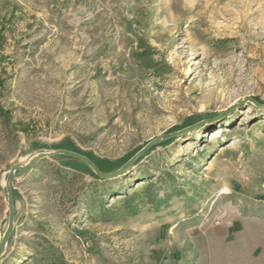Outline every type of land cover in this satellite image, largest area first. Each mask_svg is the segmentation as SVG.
I'll list each match as a JSON object with an SVG mask.
<instances>
[{
  "label": "rangeland",
  "instance_id": "374dc122",
  "mask_svg": "<svg viewBox=\"0 0 264 264\" xmlns=\"http://www.w3.org/2000/svg\"><path fill=\"white\" fill-rule=\"evenodd\" d=\"M250 99L264 0H0V242L15 163L67 149L114 171L161 139L112 177L64 153L15 169L0 264H197L200 235L262 223Z\"/></svg>",
  "mask_w": 264,
  "mask_h": 264
},
{
  "label": "crops",
  "instance_id": "0c3cea01",
  "mask_svg": "<svg viewBox=\"0 0 264 264\" xmlns=\"http://www.w3.org/2000/svg\"><path fill=\"white\" fill-rule=\"evenodd\" d=\"M244 218L233 223L227 234L216 230L194 241L197 264H264V221Z\"/></svg>",
  "mask_w": 264,
  "mask_h": 264
},
{
  "label": "water",
  "instance_id": "95a60500",
  "mask_svg": "<svg viewBox=\"0 0 264 264\" xmlns=\"http://www.w3.org/2000/svg\"><path fill=\"white\" fill-rule=\"evenodd\" d=\"M253 103H256L260 106H264V104H260L256 101H254L253 99H250ZM198 123H195L194 125L192 126H189L188 128L186 129H182L180 130V132H177V133H171V134H168L166 135V137H170L172 135H175V134H180V133H183L185 132L186 130L188 129H192L194 128ZM159 140L161 139H154V140H151L146 146H144L143 148H141L140 150L137 151L136 155H134L132 158H130L129 160H127L125 163H123L121 165V167H119V169L117 170H114V171H111V172H106V173H103L101 172L95 165L94 163L89 160L86 156H84L83 154H80L78 152H72L70 150H67V149H60V150H56V151H53V152H45V153H38L36 154V156H34L33 158L30 159L29 162H27L26 164L24 165H21L19 163H15L14 165H12L9 169L10 173H9V176H8V179H7V182H6V186H7V201H8V208H9V212H8V224H7V227L4 231V234H3V237L1 239V242H0V254L2 252V249H3V245L9 235V233L11 232V228H12V221H13V216H12V212H13V201H12V196H13V193H12V183L14 182L15 180V169H26V168H29L30 165H32L34 162H36L38 159L42 158V157H45V156H53V155H56V154H60V153H64V154H67L69 156H72V157H77L79 159H81L89 168L93 169L94 172L101 178H106V177H112V176H115V175H118L120 174L122 171H124L126 169V167L134 160L136 159L137 156H139L140 154L143 153V151H145L147 148L150 147L151 144L155 143V142H158Z\"/></svg>",
  "mask_w": 264,
  "mask_h": 264
},
{
  "label": "trees",
  "instance_id": "16d2710c",
  "mask_svg": "<svg viewBox=\"0 0 264 264\" xmlns=\"http://www.w3.org/2000/svg\"><path fill=\"white\" fill-rule=\"evenodd\" d=\"M66 156L68 157V158H70V159H72V160H76V161H78V162H81V163H83L88 169H89V167L81 160V159H79V158H77V157H72V156H69V155H67L66 154ZM94 162V161H93ZM94 164L97 166V168H99L102 172H106V171H111V170H113V169H116V168H109L107 165H106V167L101 163V164H98V163H95L94 162Z\"/></svg>",
  "mask_w": 264,
  "mask_h": 264
},
{
  "label": "bare ground",
  "instance_id": "6f19581e",
  "mask_svg": "<svg viewBox=\"0 0 264 264\" xmlns=\"http://www.w3.org/2000/svg\"><path fill=\"white\" fill-rule=\"evenodd\" d=\"M222 191L226 192V191H227V187H224V188L222 189Z\"/></svg>",
  "mask_w": 264,
  "mask_h": 264
}]
</instances>
